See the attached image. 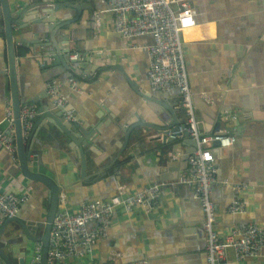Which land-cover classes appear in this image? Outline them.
Listing matches in <instances>:
<instances>
[{"label": "crops", "instance_id": "obj_1", "mask_svg": "<svg viewBox=\"0 0 264 264\" xmlns=\"http://www.w3.org/2000/svg\"><path fill=\"white\" fill-rule=\"evenodd\" d=\"M31 1L9 0L12 12L25 11L22 27L13 26L16 78L23 106L28 102L37 110L41 105L51 107L46 88L49 83L58 82L60 95L75 116L71 123L89 136L95 134L84 150L87 169L82 179L81 157L74 143L60 134L54 122L43 120L38 126L32 145V158L36 161L31 160L28 167L33 174L62 189L59 210L76 214L83 202L108 201L118 187H123L126 195H133L154 183L177 180L188 170V154L194 149L183 136L162 143L153 140L156 134L152 130L142 128L139 138L132 135L126 150L115 161V155L123 149L124 132L139 120L155 127L167 119L177 126L187 121L176 89H150L147 55L141 48L151 44V38L123 39L115 34L111 8L102 0H49L57 10L48 16L27 10ZM181 1L190 5L195 19V26L185 31L181 39L199 130L235 138L224 152L214 150L218 174L210 198L215 206V231L225 236L239 224L264 227V0ZM96 16L101 24L98 30ZM73 18L74 23L65 31L60 29L62 35L57 36L56 26ZM51 34L57 41L68 36L69 49L75 48L76 54L91 59L93 70L101 69L91 83L72 80L76 83L74 88L71 79L58 68L43 70L45 62L50 65L53 61L40 57L36 45ZM6 48L0 7L2 127L7 125L3 121L5 107L11 104ZM55 69L56 77L52 73ZM231 115H236V119ZM225 182L246 185L241 194L243 213L228 212L232 191ZM27 189L29 197L20 206L17 219L27 229H41V235L48 188L27 180L19 161L13 162L7 152L1 151L0 193L23 196ZM203 222L200 203L190 187H164L159 206L151 212L140 207L130 212L114 208L108 240L67 264H103L110 253L119 254L115 264L142 259L148 264H206ZM0 237V252L7 255L11 250L21 256L23 264H29L35 244L25 239L15 222L8 223ZM225 260L229 264H264V245L257 256L240 262L235 261L233 250L228 248ZM0 264L5 263L0 260Z\"/></svg>", "mask_w": 264, "mask_h": 264}, {"label": "built area", "instance_id": "obj_2", "mask_svg": "<svg viewBox=\"0 0 264 264\" xmlns=\"http://www.w3.org/2000/svg\"><path fill=\"white\" fill-rule=\"evenodd\" d=\"M111 8L112 31L123 39L150 37L152 43L141 49L146 52L147 79L150 89L155 92L176 89L180 106L187 116L186 124L169 130L167 138L178 140L186 131L195 142V148L188 154V170L177 180L154 183L133 195H126L123 187L108 200L83 202L76 214L59 210L52 223L47 251V264H67L71 259L81 258L91 253L99 244L108 240V227L114 208L122 207L130 212L135 207L151 212L159 206L161 190L164 187L188 186L199 201L204 216L206 264H229L225 252L232 249L235 261L258 255L264 245V227L257 224L236 225L229 234L220 236L214 228L215 206L211 201L212 187L217 183L218 168L215 165V149H226L234 144L233 136L222 132L203 134L195 116L192 94L188 83L183 53L182 34L195 26L193 11L187 2L181 0H102ZM95 27H101L99 17H95ZM76 58L75 48L69 49ZM74 81V80H73ZM70 81L75 88L76 83ZM77 82V81H76ZM58 82L47 85L46 93L53 108L64 109L65 121L72 122L74 113L67 108V101L60 95ZM37 116L36 107L27 104L21 107L20 122L23 136L30 132ZM236 119V115H231ZM3 121L0 123V152L9 154L17 161L15 131L12 107L7 103ZM218 144V147H216ZM232 200L228 208L231 215L243 213L241 194L246 190L244 183H230ZM30 189L23 196L0 193V227L6 220L17 218L20 206L28 199ZM34 251L29 264H41L42 246L34 243ZM119 257L110 253L103 264H115ZM128 264H148L144 259Z\"/></svg>", "mask_w": 264, "mask_h": 264}, {"label": "water", "instance_id": "obj_3", "mask_svg": "<svg viewBox=\"0 0 264 264\" xmlns=\"http://www.w3.org/2000/svg\"><path fill=\"white\" fill-rule=\"evenodd\" d=\"M0 7L3 17L4 37L7 47V74L10 82V95L15 131V147L17 160L19 161L21 172L27 180H30L34 183L43 184L48 188V208L46 213V219L42 226L41 235H39L41 229H38V231L35 228L27 229L17 218H14L12 220H6L3 226L0 228V235L5 230V228H7L8 223L15 222L22 230L25 239L33 243L41 244V264H47V251L49 247L51 227L55 216L59 210L62 189L59 188L56 184H54L51 180L41 175L33 174L29 170V162L31 160L36 161L35 158H32L35 155L32 151L33 139L38 131V126L43 120H47L46 122H54L53 125H55V128L59 130L60 134H64L65 136H67L78 149L79 156L81 157L80 176L82 179H84L87 169L84 150L85 148H87L89 143H91V140L93 139V136L95 134L89 136V133L87 134L86 131L80 128L79 126L72 124L71 122L61 121L63 120L62 117L65 112L64 109H55L52 106L49 107L47 105H41L40 108L37 110L38 117L36 121H33L34 124L30 132L27 134V136H23L20 122V113L21 107L23 106V102L19 96L17 86L15 49L13 44V26L17 25L18 27H22V24L20 22L22 21L21 19L24 15L23 12L25 11L17 10L16 12H12L9 5V0H0ZM29 9H34L35 12L40 15L42 14L48 16L50 14H53L57 10V7L51 4L49 0H32L31 5L27 8V10ZM74 19L75 18H73V20H66L65 22H62L61 24L57 25L56 27L58 29L55 31V34H57V36L62 35L60 29H63L64 31L67 30L69 28V25L74 23ZM37 21L40 22L41 20ZM69 43L70 39L68 36H61V38L57 41L54 35L51 34L49 35V37L46 36V39L36 45V48L39 49L38 53L40 57H47L48 59L53 61L50 65H47L45 62L43 70H51L52 68H58L61 71L62 75L65 74V76L71 80H75L78 83H91L94 76L99 73L101 69L94 68L93 70V64L91 63V59H87L85 55L77 54L76 58L71 59L70 57L73 55V53L69 50ZM88 66L90 67L88 68ZM52 73H54L55 77L58 75L56 69ZM50 80L51 79H49L48 81ZM145 98L150 101V98L148 96H146ZM26 103L28 104V102ZM168 112L170 114L172 113L169 109ZM175 126L177 125H174L173 122L169 121L168 119L166 123L157 127L151 126L150 124H147L145 122L143 123L141 120H139L137 124L126 129V131L124 132L125 137L123 140V149L121 152H117V154L115 155V161H117L121 157L122 153L126 150L130 142V137L132 135L136 136V139L139 138V135L141 134L140 129L143 128V130L146 131L152 130L156 134V138L153 140H161L162 143H170L174 142L175 139L167 138L166 134ZM222 134L226 135L225 133ZM182 136L185 140H187V143H189V145L195 148V142L190 139L186 131L183 133ZM216 147H218V144H216ZM224 150L225 149H221V152H224ZM36 231L38 234H36ZM8 244L11 245L12 242ZM6 247V249H8V246ZM6 254L7 255H4L2 252H0V260L4 261L5 264H14V262L16 264H23L20 259L21 256L17 255L16 253L14 254V252H12L11 250Z\"/></svg>", "mask_w": 264, "mask_h": 264}]
</instances>
